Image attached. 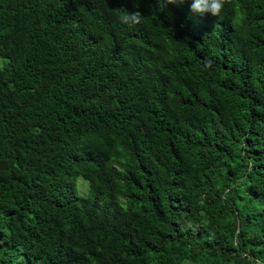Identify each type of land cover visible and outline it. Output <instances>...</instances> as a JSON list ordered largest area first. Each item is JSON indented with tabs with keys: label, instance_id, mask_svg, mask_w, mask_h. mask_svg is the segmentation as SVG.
Returning <instances> with one entry per match:
<instances>
[{
	"label": "trees",
	"instance_id": "trees-1",
	"mask_svg": "<svg viewBox=\"0 0 264 264\" xmlns=\"http://www.w3.org/2000/svg\"><path fill=\"white\" fill-rule=\"evenodd\" d=\"M189 6L0 0V264H264V0Z\"/></svg>",
	"mask_w": 264,
	"mask_h": 264
},
{
	"label": "clouds",
	"instance_id": "clouds-1",
	"mask_svg": "<svg viewBox=\"0 0 264 264\" xmlns=\"http://www.w3.org/2000/svg\"><path fill=\"white\" fill-rule=\"evenodd\" d=\"M161 9L168 4H183L185 0H157ZM226 0H190V11L200 15L210 14L219 17L224 9ZM120 22L127 25H135L142 22V14L139 10L133 12L125 11V14L119 17Z\"/></svg>",
	"mask_w": 264,
	"mask_h": 264
},
{
	"label": "rangeland",
	"instance_id": "rangeland-1",
	"mask_svg": "<svg viewBox=\"0 0 264 264\" xmlns=\"http://www.w3.org/2000/svg\"><path fill=\"white\" fill-rule=\"evenodd\" d=\"M88 192V183L81 177H77L75 180L74 193L78 196H85Z\"/></svg>",
	"mask_w": 264,
	"mask_h": 264
}]
</instances>
